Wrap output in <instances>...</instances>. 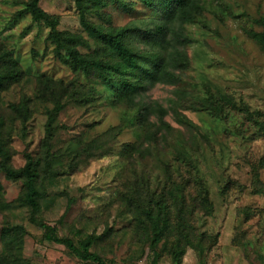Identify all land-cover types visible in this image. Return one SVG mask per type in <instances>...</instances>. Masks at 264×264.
<instances>
[{
	"label": "rangeland",
	"instance_id": "obj_1",
	"mask_svg": "<svg viewBox=\"0 0 264 264\" xmlns=\"http://www.w3.org/2000/svg\"><path fill=\"white\" fill-rule=\"evenodd\" d=\"M28 1L0 0V62L20 72L0 91V148L14 169L31 156L39 209L0 155V264H98L45 239L44 225L75 244L91 237L103 264H150L149 203L156 264H264V0H190L162 42L141 35L166 18L139 0H39L85 58L112 61L82 9L177 76L144 81L135 104L116 96L111 70L63 62Z\"/></svg>",
	"mask_w": 264,
	"mask_h": 264
},
{
	"label": "trees",
	"instance_id": "obj_2",
	"mask_svg": "<svg viewBox=\"0 0 264 264\" xmlns=\"http://www.w3.org/2000/svg\"><path fill=\"white\" fill-rule=\"evenodd\" d=\"M143 5L161 13L166 21L162 24H156L153 28L140 31L145 40L155 39L157 42H162L168 30L167 23L174 20L181 19L189 7L190 0H139ZM39 0H29L26 5V10L31 13L35 20L43 21L49 27V38L55 45L58 57L68 64L74 70H81L86 75H92L96 72L102 75L104 71L111 70L116 74L118 82V90L116 96L121 98L125 97L130 104L133 102L134 97L142 87L144 81H166L173 82L177 76L165 70L161 63L150 62L141 52L133 50L124 41L126 37V28L115 29L114 31L104 32L99 26L88 22L84 16V9L81 10V24L87 31L95 35L102 42L106 43L110 48V56L112 61L106 65L98 63L97 61L89 60L80 54L76 45L80 43V39L75 35H66L62 31L56 29V22L39 5ZM77 3H80L77 0ZM264 26V20H261ZM264 37V36H263ZM175 40L182 42L186 38L175 35ZM62 51L66 52L64 54ZM150 61V60H149ZM20 77V72L16 69L14 63H1L0 62V91L6 89L12 82H15ZM61 105L55 103V106L48 112V120L46 124L45 141L48 142L53 137L54 121L56 112L61 109ZM138 109L141 112L146 110V106H140ZM1 167L5 177L11 180L23 178L25 182V201L36 211L39 209V191L36 187V174L32 168V158L28 154L26 162L19 169H14L9 165V156L5 150L0 148ZM264 192V186L262 187ZM204 199V197H202ZM150 204V203H149ZM148 204V205H149ZM143 208L144 214L152 223L154 229V237L150 244V264H156L158 253L154 249V243L160 239L161 225L159 217L151 213L152 205ZM43 235L47 240H52L57 243H62L71 253L75 254L82 260L94 261L98 264H103L100 257L90 250L92 238L81 240L75 244L70 238L58 236L53 227L49 225L43 226Z\"/></svg>",
	"mask_w": 264,
	"mask_h": 264
}]
</instances>
